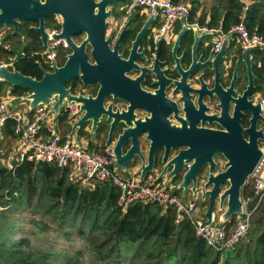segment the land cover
Listing matches in <instances>:
<instances>
[{"label":"water","instance_id":"water-1","mask_svg":"<svg viewBox=\"0 0 264 264\" xmlns=\"http://www.w3.org/2000/svg\"><path fill=\"white\" fill-rule=\"evenodd\" d=\"M119 2L131 3L132 0H101L100 2L94 0H0V32L12 27V34L23 39L18 31L19 25L23 22L36 23L37 25L30 27V29L39 36L42 48L49 53L52 48L48 46V31L45 28V20L59 17L61 19L60 32L53 34L52 39L55 42L64 40L71 51L63 66L53 68L51 73L43 71L40 80L22 75L14 69L13 64H10L0 68V82L30 92L24 98L28 102V111L54 101L53 105L49 107V112L57 118L59 109L64 103L74 102L78 104L80 117L71 126V131L67 135L69 139L81 131L84 125L90 121L92 129L95 130L96 121L99 115L103 113L105 122L110 127V134L114 127H120V133L116 139L111 141L108 138L105 143V146L112 147L115 157L111 166L113 172L125 170L130 166L135 167L139 163L135 173L139 174V178L142 180L146 174L154 172L153 150L164 149V155L160 161L162 170L157 178L166 177L168 182L176 180L178 184L175 190L194 194L198 175L206 171L204 197L207 200V209L200 226L210 225L215 220L217 208L220 211L223 210L218 222L226 223L233 216L241 213L242 190L246 187L248 179L263 158V152L260 149V143L264 141V116L262 115L261 103H253L252 100L246 102V98L252 94L254 87V75L251 72L250 60L251 49H247L244 53L249 78L248 87L242 96L233 99L232 118H228L226 110L231 93H233L235 72L232 86L224 93L226 101L223 106L221 104L222 111L216 118L217 123L222 128L221 130L197 129L195 128L197 120L189 121V127H187V123L180 120L181 128H172L167 134L156 132L154 136H151L146 123H142L140 120L134 121L132 114L134 109L148 110V107L152 105L150 102L132 98L124 99L129 103L127 111L112 113L110 111L111 106L107 108V111H104L101 106L102 95H111L113 91H116L111 82L107 84L106 88H103L104 91L102 87L99 89L95 99L84 98L81 95L74 96L66 88V84L72 79H80L84 84L86 82L98 83L102 66L106 69L110 64L119 61L116 52L109 51L107 41L103 40L108 26L107 21L111 15L110 9L113 4ZM154 16L156 13L148 19L146 26L153 21ZM143 31L138 35L134 47ZM181 34L182 32L178 37ZM81 35H86V40L79 45L72 41V37ZM206 35L208 34L202 37ZM228 40V37L223 40L220 51L214 56V63L219 62L224 57ZM87 43L91 47L93 65L87 63L84 52ZM175 46L177 47V43ZM18 54L17 56H19ZM196 65L194 63L189 71ZM106 74H112L123 82L125 80L121 77V72L115 73L107 69ZM216 88L218 89L217 84ZM114 98L119 99L118 96ZM241 102L245 103V106L247 105L251 114L249 126L244 130L245 137L239 125L240 114L238 109L241 107ZM160 111L166 115L169 109L162 106ZM258 123H261L262 127H258ZM141 136H144L143 143L148 149L147 154L142 152V142L139 140ZM171 149L177 150V153L170 157ZM216 155L222 156L225 160L222 171L216 170L217 163L214 160ZM186 165H189V168L180 175Z\"/></svg>","mask_w":264,"mask_h":264},{"label":"trees","instance_id":"trees-1","mask_svg":"<svg viewBox=\"0 0 264 264\" xmlns=\"http://www.w3.org/2000/svg\"><path fill=\"white\" fill-rule=\"evenodd\" d=\"M176 3L180 0H171ZM220 6L212 8L208 17L201 15L198 23L209 27L221 26L227 32L241 21L251 32L264 38V0H251L245 5L241 0H218ZM197 2H192L189 19L197 12ZM25 24V23H24ZM19 33L30 40L23 46L22 54L13 62L15 70L24 76L41 79L42 71L35 54L42 50L39 36L28 27ZM46 28L59 29L54 18L47 20ZM23 30V31H22ZM9 33L3 41L15 39ZM14 55V52L11 53ZM65 59V58H64ZM64 61V60H62ZM256 92L264 93V68L257 67ZM0 82V98L3 86ZM30 93L11 87V95ZM58 121H66L58 115ZM70 129V126H69ZM4 130L14 137V123L7 120ZM0 157V264H52V254L30 246L26 238H14L16 227L8 217L15 211H30L32 215L48 217L66 238L75 232L88 245L99 264H264V230L253 222L249 234L255 236L253 244L235 245L229 253L216 252L195 236L194 228L184 220L175 223V212L156 204L136 203L122 210L118 205L119 193L111 185L92 189L69 181L68 171L60 170L54 163H29L25 160L6 167ZM246 187L242 190V194ZM250 194L247 193V195ZM235 216L229 221L232 223ZM6 218V219H5ZM228 224V225H229ZM47 224H43L44 231ZM238 246V247H237ZM72 259L65 257L66 264Z\"/></svg>","mask_w":264,"mask_h":264},{"label":"flooded vegetation","instance_id":"flooded-vegetation-1","mask_svg":"<svg viewBox=\"0 0 264 264\" xmlns=\"http://www.w3.org/2000/svg\"><path fill=\"white\" fill-rule=\"evenodd\" d=\"M118 4L116 9L113 7L110 9L111 15L107 21L108 26L103 40L107 41L109 51L116 52L120 62L112 63L106 69L102 66L98 83L86 82L84 84L80 79L70 80L66 84L70 93L74 96L81 95L84 98L95 99L99 89L101 87L102 89L106 88L107 84L111 82L116 91H113L111 95H102L101 106L104 111H107V108L111 106L110 111L112 113L126 112L129 103L124 99L129 100L128 98L150 102L152 105L148 107V110L134 109L132 114L134 121L140 120L142 123H146L151 136H154L156 132L167 134L172 128H181L180 120L185 121L187 127H189V121L197 120L195 123L197 129L221 130L222 128L217 123L216 118L222 111V106L226 101L224 93L232 86L234 73L236 72V78L232 86L233 93H231L226 110L228 118H232L233 99L242 96L249 84L244 54L239 46L227 50L224 57L219 62L214 63L213 36L202 37L205 34L200 33L197 28L183 23L181 25L179 22L173 27V39L166 42L164 36H157L156 34V30L161 25L157 15L146 26L151 16H147L140 8H127L124 3ZM52 18L57 24L61 21L59 17ZM48 19L45 20V26ZM24 23L37 25L36 23L23 22L19 28H22ZM142 30L144 31L134 47V43ZM181 32L182 34L178 37ZM77 37H72L74 43H76L74 39ZM197 38L198 40H196ZM24 39L27 40L28 44L30 43L29 39ZM13 40L21 43L19 37ZM84 40H86V35H83L81 42ZM59 42L57 45H51L48 42L52 51L47 53L42 48L41 52L45 53L42 58L39 55L40 51L35 54L38 56L36 63L42 71V76L43 71L51 73L53 68L63 66L67 55L70 54L71 51L65 41ZM176 43L177 47L175 46ZM22 50L23 47L20 50H14V54L17 55L19 51L22 53ZM84 52L88 65H93L94 60L89 43L85 45ZM47 54L52 56L51 60L47 59ZM194 63L197 65L189 71ZM254 63L251 62V72L254 75L253 92L246 98V102L253 101L252 96L257 88L258 78L253 68ZM107 69L115 73L121 72V77L125 79L124 82L112 74H106ZM115 96H118L119 99L114 98ZM253 103L256 102L253 101ZM162 106L169 109L166 115L160 111ZM238 113L240 114L239 125L245 137L244 130L249 126L251 117L245 103L241 102ZM258 127H262L261 123H258ZM119 133L120 127L116 126L110 134V127L105 122L103 113L99 115L96 121L95 130L92 129L90 121L79 132L90 145H96V148L101 147L104 150H112V147L105 146L106 140L108 138L111 141L115 140ZM139 140L142 142V152L147 154L148 149L143 143L144 136L139 137ZM176 153L177 150L171 149L169 156H174ZM163 155L164 149L153 150L155 172L160 173L162 170L160 161ZM173 184L178 183L175 180Z\"/></svg>","mask_w":264,"mask_h":264},{"label":"built area","instance_id":"built-area-1","mask_svg":"<svg viewBox=\"0 0 264 264\" xmlns=\"http://www.w3.org/2000/svg\"><path fill=\"white\" fill-rule=\"evenodd\" d=\"M94 1L100 2L101 0ZM126 7L140 8L147 16L156 13L161 24L156 30V34L164 36L166 42L173 39L174 25L182 22L184 25L197 28L200 33L213 36L212 50L214 54L220 51L223 40L228 37L229 42L233 46H239L243 54L247 49H251V52L255 50L260 56L258 67L264 68V38L255 32L251 33L243 21L225 32L220 25L209 27L208 25H199L197 22L189 23L191 6L183 1L174 3L171 0H132ZM59 25H61V21H59ZM59 32L60 28L48 31V42L51 45L60 43L52 39V35ZM51 58L52 56L47 54V59L51 60ZM2 66L6 65L0 63V68ZM53 103L54 101H50L31 111L28 109L14 111L6 101L0 100V132L5 127L7 120L13 121L15 144L20 152L18 163L24 160L29 163H54L60 170L68 171L69 181L82 184V187L88 189L106 184L114 186L118 190V205L122 210L136 203L156 204L164 210L172 209L175 212L176 224L187 220L194 228L195 236L216 252L233 249L249 234L253 216L264 203V141L260 143L263 158L246 184V188L250 189V194L246 196L241 194V213L235 215L233 223L229 224L230 221L220 223L214 220L210 225L201 227L200 222L204 220V212L202 217H199V214L204 208L201 209L198 203L207 201L204 197L205 176L197 178L196 191L191 194V198L187 202L176 195L177 184L168 182L166 177L158 179V172L148 173L142 180L139 175L119 178L116 176L117 172L111 170L115 161L111 149L90 150L77 145L68 136L62 138L57 131L51 132L48 136L43 134L44 124L50 115H53L49 112V107ZM260 103L264 116V100ZM78 111V104L64 103L59 109V114L65 117L69 126H72L80 117ZM188 168L189 165H186L182 174ZM230 225L232 227H229Z\"/></svg>","mask_w":264,"mask_h":264},{"label":"rangeland","instance_id":"rangeland-1","mask_svg":"<svg viewBox=\"0 0 264 264\" xmlns=\"http://www.w3.org/2000/svg\"><path fill=\"white\" fill-rule=\"evenodd\" d=\"M183 1L184 3H188L191 6L192 9V2L196 1L197 2V12L195 14L196 17L199 13V16L201 15H206V17L209 15L211 12L212 8L220 6V3L218 0H180ZM245 5L251 4V0H241ZM120 4H123V2H119ZM119 4H113L112 7L114 9L117 8ZM58 19V18H57ZM60 20V19H59ZM205 25V23H204ZM33 25L29 23H25L23 25V30H26L28 27H32ZM22 30V31H23ZM48 30V29H46ZM49 31V30H48ZM12 32V27H9L7 29L3 30L2 38H5L9 33ZM1 33V32H0ZM83 39V35L78 36L75 38L76 43H80ZM21 43H18V41H12L10 42V48L14 50H20L21 47L24 45H27L28 42L24 38H20ZM4 52V51H3ZM1 53L0 54V63L6 62L5 59L8 57L6 53ZM22 53L19 51L18 55H21ZM40 57L42 58L45 53L41 52L39 53ZM252 57L254 59H259L260 56L258 53L254 50L252 52ZM264 87V86H263ZM29 95V93H25L24 95L21 96V99L27 103V100L23 99L26 98ZM252 99L254 102H261L264 100V93L262 92H256L253 94ZM17 101L16 107L20 108V102L19 97L15 100ZM49 106V104H48ZM24 109V108H23ZM20 108L19 110H23ZM53 120V119H52ZM57 122V123H56ZM53 120L52 123L55 124L57 127V130L59 131L60 135L62 138H64L69 130V125L67 124L66 121H56ZM264 145V142H263ZM99 151H104V148L97 147ZM5 159V158H4ZM2 159L3 164L7 166L9 163V160L7 159ZM215 162L217 163V171H222L224 168L225 160L222 156H215L214 157ZM183 171H181L180 175H182ZM116 176L119 178L127 177L130 176L126 172L123 173L122 171H118L116 173ZM206 176V171L203 173H200L198 175V178ZM250 192V189H246L244 192V196L247 195V193ZM187 201L190 199V197L187 196ZM205 205L203 202H199L198 206L203 209L202 207ZM262 207V206H261ZM207 209V206H206ZM205 209V211H206ZM16 214L13 216L8 217V221L13 222V225L16 227L12 232L14 233V238H26L30 246L35 249L39 250L41 252H49L52 254V258L55 262L52 264H66L65 257L71 258L72 262L71 264H99V262L96 260L95 256L92 254L91 250L89 249L87 243L75 232L71 233L68 238L64 237L55 227V225H52L53 222L48 218V217H42L40 214L32 215L30 211H15ZM223 213V210L220 211L218 208L215 210V221L218 222L221 214ZM203 216V211L200 212L199 217ZM6 219V218H5ZM258 220H260V223L258 225ZM254 224L259 227H261L264 230V208H261L258 213L255 214L254 219H253ZM233 223V221H232ZM43 224H47L45 227L46 229L42 231ZM0 225H2L0 223ZM253 226V224H252ZM252 228V227H251ZM255 240V236H252L251 234H248L243 240H241L238 243V246L246 243L253 244ZM237 246V247H238ZM233 249L224 251V253H229ZM125 264H128V260H126ZM142 264V263H141Z\"/></svg>","mask_w":264,"mask_h":264},{"label":"crops","instance_id":"crops-1","mask_svg":"<svg viewBox=\"0 0 264 264\" xmlns=\"http://www.w3.org/2000/svg\"><path fill=\"white\" fill-rule=\"evenodd\" d=\"M123 3L125 4V6H127V4H128V3H125V2H123ZM196 17L200 18L199 13H198V15ZM198 21H199V19H197V18H193V21H190V19L188 20L189 23H194V22L198 23ZM159 22H160V20H159ZM180 23L182 25V22H180ZM205 25H206V23H205ZM2 34H3V31H1V33H0V54L4 51L3 53H6L8 55V57H6V59H5L6 62H3L2 64H4V65L8 64L9 65V64H12L14 62V60L16 59V57H17V55H15V54L11 55L13 49L10 48V44L9 43L12 42V41H17V40H13L12 39V40H9V41L5 42V41H3L4 38H2L3 37ZM232 47H235V46H233L232 43L229 42V40H228L227 46H226V51L231 49ZM250 60H251V62H255L257 64V67H258L259 59H257V60L254 59L252 57V52L250 53ZM2 90H3L4 94H3V96H1L0 100L6 101L9 104V106L11 107L12 110H14V111H24V110L28 109V102L25 103L21 99V96H19V100H21L19 105H20V108H22V109L24 108V109L23 110H19L20 108L16 107L17 101H15V100L18 97L11 95V86L4 85ZM59 115H61V114H59ZM52 119L55 120V122L57 121V118H55L54 115H50V117L48 118V120L44 124L43 134L46 135V136L50 135L51 132H54V131L59 132L57 130V127L55 126V124L52 123V121H53ZM70 131H71V126H70V129L68 130L67 135L70 133ZM79 132L75 133L73 135V137H72V140L74 141V143H76L77 145H80L81 147L88 148L90 150L99 151L98 149H96V145H90L87 141H85L84 138L79 134ZM15 142H16L15 137H11L10 135H8L6 133V131L4 130V128H3L1 130V132H0V157H2V159L5 158V159L9 160V163L7 164V166L5 165L8 168H11L13 163H18L19 162L18 160H19L20 152L16 148ZM1 162L3 163V160H1ZM138 167H139V163L136 164L135 167L130 166V167L126 168L125 170H119V171H122L123 173L126 172L130 176L131 175H139V174L135 173ZM158 174H159V172H158ZM165 180H166V178L164 179V181ZM175 193L180 199H183L186 202H187V199H186L187 196L191 198V194L189 192L183 193V192H181V190H175ZM204 203H205V205L203 206V208H204L202 210L203 212H205V209H206V206H207V201H205ZM263 207H264V203H263ZM229 227H232V225H230Z\"/></svg>","mask_w":264,"mask_h":264}]
</instances>
